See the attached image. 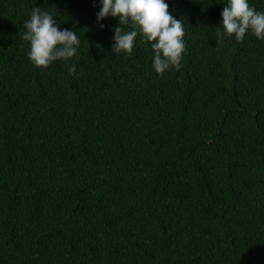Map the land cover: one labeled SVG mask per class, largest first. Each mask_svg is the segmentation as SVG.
<instances>
[{
  "label": "trees",
  "instance_id": "16d2710c",
  "mask_svg": "<svg viewBox=\"0 0 264 264\" xmlns=\"http://www.w3.org/2000/svg\"><path fill=\"white\" fill-rule=\"evenodd\" d=\"M165 2L186 52L160 76L99 0H0V264H264V40L216 43L224 0ZM34 7L76 56L30 61Z\"/></svg>",
  "mask_w": 264,
  "mask_h": 264
},
{
  "label": "clouds",
  "instance_id": "9594fccd",
  "mask_svg": "<svg viewBox=\"0 0 264 264\" xmlns=\"http://www.w3.org/2000/svg\"><path fill=\"white\" fill-rule=\"evenodd\" d=\"M101 7L96 14L99 22L106 17L116 18L112 51L115 54L132 55L138 35L141 42L149 44L154 55L152 65L157 75L166 70L179 71L186 52L185 30L180 19L169 12L165 0H99ZM221 12L222 32H217L216 43L224 36L234 37L242 43L247 33L264 40V12L251 7L248 0H224ZM120 25L130 26L125 32ZM26 31L22 39L29 42L27 55L38 68H47L54 61L68 60L77 55L80 39L73 30H60L49 12L40 7L32 9L30 19L25 21ZM69 75H76L75 66L68 69Z\"/></svg>",
  "mask_w": 264,
  "mask_h": 264
}]
</instances>
